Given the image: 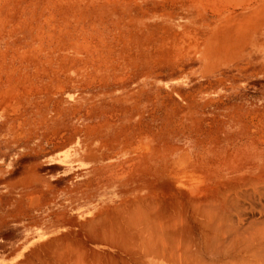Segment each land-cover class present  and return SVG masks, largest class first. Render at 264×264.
Segmentation results:
<instances>
[{
  "label": "rangeland",
  "instance_id": "rangeland-1",
  "mask_svg": "<svg viewBox=\"0 0 264 264\" xmlns=\"http://www.w3.org/2000/svg\"><path fill=\"white\" fill-rule=\"evenodd\" d=\"M216 188L264 230V0H0V264H122L145 199Z\"/></svg>",
  "mask_w": 264,
  "mask_h": 264
},
{
  "label": "bare ground",
  "instance_id": "bare-ground-1",
  "mask_svg": "<svg viewBox=\"0 0 264 264\" xmlns=\"http://www.w3.org/2000/svg\"><path fill=\"white\" fill-rule=\"evenodd\" d=\"M258 180H260V179H258ZM254 183H255L254 186H257L256 182H254ZM254 183L252 182V185ZM261 185H263V184H261ZM245 186H246V184H245ZM254 186H252V187L254 188ZM250 188H251V186H250ZM230 189H232V188H230ZM233 189L235 190V188H233ZM258 189H260V187H258ZM218 190H223V189H217V192H216V194H214V196H212L211 194H210L211 196L204 195L207 198L209 197L208 200L211 199L210 201H208L207 198H205V200H204L203 199L204 196L203 197L200 196L201 198L199 197L197 199H192V198L188 199L187 198L184 203L182 201V202H179L178 205L177 204L173 205L171 203L169 205H166L163 202H161L158 198H157L158 202L154 201L156 199L153 200L154 202L151 201V199L150 200L145 199L146 202L145 203L143 202L144 204H142V205H144V209H142L141 206L138 207L139 210L137 209L138 212L140 211L139 213L142 212L141 214H143V213L146 214V215H143V217L145 216V219L141 218L145 221L137 219V222L143 221L142 222V225H143L142 228H144V229L146 228V232H148V233L151 232L153 234L152 235L150 233L151 235L150 234L149 235L151 237L147 240H144V239L140 240V238H139L140 233H138L137 229H136L140 223L136 224L137 222L135 223L132 220V221H129L126 226L124 224V226H125L124 228L127 227V229L129 228V229L133 230L132 232L131 231L129 232V237L132 238V240H131L132 242L129 241L128 245L127 244L122 245L123 244L122 242H121L122 244L120 242H113L114 239L111 240L107 236V234H106V237L104 236L105 232H102V234L100 233L102 231V229L104 230L105 226H104V228H102V226L106 222L102 223L103 225L101 224V227H99L101 229V231L98 228L99 232H98V230L93 228L95 230L94 231L95 234H97V232H98L99 234L102 235V236H100L101 241L103 239H106V240H104L103 242H100L99 241L100 237L97 236L99 234H97L96 236L99 238L98 241L95 240V241H90V242L106 243L108 240L109 241L111 240L112 242L110 241V243H106V245L111 246L113 248H116L121 252V256H120L119 260H121L122 264H146V263L149 264L148 260H146L142 257V254L140 253L141 251L142 252L144 251L146 256H150V257H153L155 259H160L161 260L160 264H165V263H170V264H264V261H262V259H264V230L263 229H261L262 231L261 230L260 231L255 230V231L249 233L248 235H243L241 232H239L237 229V225H239V224H237L239 222V217L235 213L237 217H236V219H234L235 218V217H233L234 213L232 212V211H235V209L232 207V206H234L235 197H231L228 192H225V191H227L226 189L224 192H220V193H218ZM257 191L258 190H252L253 193H256ZM235 194H236V197H238L237 193H235ZM256 194L259 195L258 192ZM192 195H194V194H192ZM198 195H200V194H197V197H198ZM194 196L190 195V197H193V198H194ZM232 196H235L234 193ZM147 197H144V198H147ZM140 198L142 199V197H140ZM202 200L205 202H203ZM138 201H139V199H138ZM186 201L189 203H187ZM206 201H208L207 204H206ZM202 202L204 203V205ZM136 204L138 206V203H136ZM145 204H148L147 205L148 209H146V210H145V206H146ZM231 207L233 209H230ZM120 208H122V207H120ZM120 213H122V212H120ZM131 213H129V214H131ZM128 220H131V218L127 219V221ZM192 222H194V226H193ZM117 223H119V222L117 221L115 224L118 225ZM107 225H109V224H107ZM115 226L113 225L112 227H115ZM91 227H90V229H91ZM109 227H110V225H109ZM109 227H108V229H109ZM142 228H140V229L142 230ZM90 229H88V230L90 231ZM117 229H116V231L118 232ZM148 229H150L151 231L149 232ZM254 229L255 228H253L252 230H254ZM106 230H107V228H106ZM89 231H87V235L90 234ZM109 231H110V229H109ZM107 232L108 231H106V233ZM110 232H109V234L111 235L112 233H110ZM124 232H123V234H125ZM179 233H182V235L179 236ZM116 235H117V233H116ZM227 236H230V238L227 239L226 238ZM87 237H86V241H87ZM91 238H92V236H91ZM112 238H113V236H112ZM77 241H79V240H77ZM80 242H81V244L85 243V242L79 241L78 242L79 245H80ZM74 243H76V241H74ZM179 244L180 245L182 244V246H184V247L181 249V246H179ZM82 246H80L81 249L83 248ZM84 246H86V245L84 244ZM86 247H84L83 250H85ZM58 249L53 250L56 252V255L55 254L53 255L54 252L52 250H51L52 252H50V250L48 252V253H51L52 255L51 254L50 255L53 256L54 259H56L58 261L57 262L55 260V264H56V262H57V264L59 262L61 264H65V262H67V264H68V261L72 260L73 258L74 259L77 258L76 260L80 261L81 257L86 255V254L84 255V252L88 250L87 249L83 253H81L82 256L80 257V259H78V257H76L74 255L75 253L73 254V251L71 252L68 249L71 252L70 253L66 248H65L66 249L65 250L63 247H60L59 250ZM90 249L91 248H89V252L94 251L97 254V252L95 250L92 249L90 251ZM178 249H180V250H178ZM67 251H68V253L65 256ZM78 252H80V251H78ZM257 252L260 253V254H258V257L256 256ZM44 253L46 256L47 253L46 252H44ZM92 254H94V253H92ZM48 255H47V257H51L50 255L49 256ZM71 255L75 256L76 258L72 257V259H71ZM106 256L107 255H105L104 257L108 259V256L107 257ZM68 258L70 260H68ZM85 258H86V256L83 257V259H85ZM87 259L88 258H86L85 260H81L80 262L83 261V264L84 263L88 264L89 259L88 260ZM53 260H51V258H50V260H46V261H49V262H47V264H51L50 262ZM76 260L74 262L77 264H80L79 261L76 262ZM104 260L105 259H102L101 262L104 263L106 261V260L105 261ZM109 260L110 259H108V261H107L108 263H109ZM46 261H44V259H43V264H45ZM101 262H100V264H102ZM107 262L104 264H107ZM110 262L112 263L111 260H110ZM114 262H115V260H114ZM114 262H113V264H116ZM155 262H157V261H155ZM118 263L119 262H117V264Z\"/></svg>",
  "mask_w": 264,
  "mask_h": 264
}]
</instances>
